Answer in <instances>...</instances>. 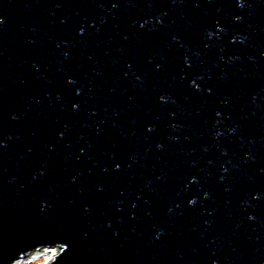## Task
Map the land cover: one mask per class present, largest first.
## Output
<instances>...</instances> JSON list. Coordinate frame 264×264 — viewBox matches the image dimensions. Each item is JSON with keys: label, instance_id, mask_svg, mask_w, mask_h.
Instances as JSON below:
<instances>
[{"label": "water", "instance_id": "obj_1", "mask_svg": "<svg viewBox=\"0 0 264 264\" xmlns=\"http://www.w3.org/2000/svg\"><path fill=\"white\" fill-rule=\"evenodd\" d=\"M264 264V0H0V264Z\"/></svg>", "mask_w": 264, "mask_h": 264}, {"label": "rangeland", "instance_id": "obj_2", "mask_svg": "<svg viewBox=\"0 0 264 264\" xmlns=\"http://www.w3.org/2000/svg\"><path fill=\"white\" fill-rule=\"evenodd\" d=\"M38 253H40V252H35L30 257H28L27 259L18 261L15 264H42V263H46V262L49 261V260H47L46 257H41L40 258Z\"/></svg>", "mask_w": 264, "mask_h": 264}, {"label": "bare ground", "instance_id": "obj_3", "mask_svg": "<svg viewBox=\"0 0 264 264\" xmlns=\"http://www.w3.org/2000/svg\"><path fill=\"white\" fill-rule=\"evenodd\" d=\"M39 254V257L41 258V257H46L47 258V260H50L51 259V257L53 256V255H55V251H47V250H45V251H40V253H38ZM38 256V255H37ZM38 257V258H39Z\"/></svg>", "mask_w": 264, "mask_h": 264}, {"label": "built area", "instance_id": "obj_4", "mask_svg": "<svg viewBox=\"0 0 264 264\" xmlns=\"http://www.w3.org/2000/svg\"><path fill=\"white\" fill-rule=\"evenodd\" d=\"M53 251H55V250H53Z\"/></svg>", "mask_w": 264, "mask_h": 264}]
</instances>
